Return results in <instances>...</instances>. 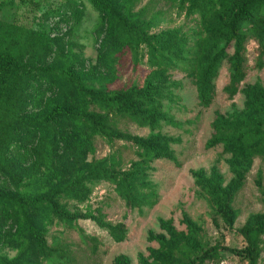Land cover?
<instances>
[{"label": "trees", "instance_id": "trees-1", "mask_svg": "<svg viewBox=\"0 0 264 264\" xmlns=\"http://www.w3.org/2000/svg\"><path fill=\"white\" fill-rule=\"evenodd\" d=\"M0 0V11L13 2ZM97 14V55L94 63L73 51L71 26L82 18L75 0H62L38 21V30L0 20V264H74L71 246L56 237L47 242L48 227L60 223L76 229L92 252L97 240L86 235L77 221L90 220L116 243L123 241L121 224L105 220L101 208L81 211L94 185L106 182L125 206L152 207L157 192L150 164L165 160L177 164L171 145L177 140L159 132L162 124L177 127L168 107L178 97L174 71L195 84L198 104L208 108L215 96V80L225 62L228 82L223 92L233 99L250 69L264 67V0H87ZM164 2L176 6L197 25L189 32H156ZM63 24V25H62ZM63 26L67 30L61 33ZM60 33V34H59ZM256 57L249 67L247 47ZM129 50L135 62L146 57L150 73L141 85L108 90L116 79L118 55ZM241 112L216 114L207 146L221 145L230 155L233 178L226 186L217 175L196 174L200 193L224 223L237 218L232 208L244 176L256 156L264 159V84L241 90ZM120 121L148 128L146 137L122 132ZM95 137L107 143L123 141L134 149L136 160L124 169L115 149L101 160H88ZM264 204V191H263ZM187 220V219H186ZM169 238L156 236L158 249L140 264H204L223 252L246 264H258L264 236V210L250 215L239 229L242 249L195 242V228L187 234L161 222ZM16 251L13 258L2 249ZM115 264H129L117 257Z\"/></svg>", "mask_w": 264, "mask_h": 264}, {"label": "rangeland", "instance_id": "rangeland-1", "mask_svg": "<svg viewBox=\"0 0 264 264\" xmlns=\"http://www.w3.org/2000/svg\"><path fill=\"white\" fill-rule=\"evenodd\" d=\"M62 0H24L13 2L0 11L2 22L15 23L26 28L38 30V21L49 8H56ZM83 8L81 21L71 26L69 41L75 46L73 51L79 53L81 58L94 63L97 55L95 37L97 14L88 4L87 0H75ZM148 0H142L141 6ZM154 11H161V18L156 32L166 29H181L189 33L196 25L195 17H187L185 12L160 2ZM63 25V24H62ZM61 33L67 30L66 26L60 29ZM60 34V33H59ZM254 44L247 47V59L249 67L254 65L256 54ZM146 57L142 62H135L129 50L125 49L118 55L116 64V79L108 83V90H119L141 85L144 78L150 73L146 66ZM172 79L179 82L174 90L178 97L168 107V114L179 126L172 127L162 124L156 131L162 135L171 137L176 143L171 145L177 164L165 160H156L150 164L149 177L157 192V201L152 207L130 209L125 206L113 192L112 186L106 182L94 185L92 194L84 205L79 206L81 211L101 208L105 220L112 225L121 224L125 236L123 241L116 243L106 231L98 228L90 220H78L77 226L88 236L97 240V251L92 252L90 241H83L76 229H67L60 223L48 227L47 242L56 237L63 243L71 246L74 264H115L117 257H125L129 264H140V259H152L150 250L158 249L156 236L169 238L166 229L161 222H169L178 232L187 234V222L195 228V242L203 247L215 245L228 248L242 249L245 246L239 229L247 218L264 210V159L256 156L251 168L244 176L243 186L236 194L232 208L237 212V218L233 225L228 227L218 214L200 193L196 182V174L202 173L206 178L217 175L226 186L233 178L228 165L230 155L223 152L221 145L207 146L214 134L212 122L216 114L226 117V114L239 113L245 105V94L241 91L256 83L264 84V67L261 70L250 69L240 85V92L228 99L223 92L228 82V70L223 63L218 77L215 80L216 96L208 108H202L198 104L194 81L184 73L174 71ZM119 128L133 136L146 137L148 128H140L137 125L120 121ZM93 153L88 160H101L118 149L122 156L124 169L129 162L136 160L134 149L123 141L107 143L105 140L95 137L93 140ZM187 219V220H186ZM262 253L258 264H264V236L262 237ZM7 257L13 258L16 251L7 248L2 249ZM42 264H46L45 262ZM204 264H246L239 258L228 252H223L218 258L207 260Z\"/></svg>", "mask_w": 264, "mask_h": 264}]
</instances>
